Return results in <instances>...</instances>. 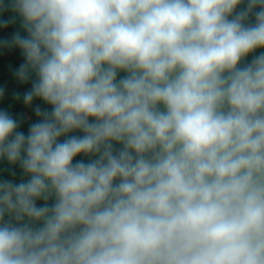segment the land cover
<instances>
[{
    "label": "clouds",
    "instance_id": "1",
    "mask_svg": "<svg viewBox=\"0 0 264 264\" xmlns=\"http://www.w3.org/2000/svg\"><path fill=\"white\" fill-rule=\"evenodd\" d=\"M8 11L38 119L0 108V264H264V0Z\"/></svg>",
    "mask_w": 264,
    "mask_h": 264
},
{
    "label": "trees",
    "instance_id": "2",
    "mask_svg": "<svg viewBox=\"0 0 264 264\" xmlns=\"http://www.w3.org/2000/svg\"><path fill=\"white\" fill-rule=\"evenodd\" d=\"M14 13L8 11L0 15V19H8ZM21 20L17 16L16 22L10 25L7 29H0V39L10 38L11 35L19 31L21 35H26L24 30L21 28ZM251 59V57H249ZM24 63V58L21 55L19 49H0V88L5 89V96L0 99V108L8 109L13 115L23 117L24 123L22 124L21 131L27 133L28 125L32 122H36L38 119L31 108H26L22 102H15L13 100V93L20 92L21 94L26 91L31 83L21 84L14 78V71L19 67L20 64ZM121 76L123 73L120 74ZM39 104L42 108H50L48 105H44L41 101H34L33 107ZM79 134V133H76ZM77 159H85L86 157H78ZM12 172H15V176H12ZM27 179L22 175V172L18 165H10L6 160H0V179ZM38 204H42L43 201H38ZM51 203V201H49Z\"/></svg>",
    "mask_w": 264,
    "mask_h": 264
},
{
    "label": "rangeland",
    "instance_id": "3",
    "mask_svg": "<svg viewBox=\"0 0 264 264\" xmlns=\"http://www.w3.org/2000/svg\"><path fill=\"white\" fill-rule=\"evenodd\" d=\"M21 179H23V178L17 179V180H15V181H16V182H19Z\"/></svg>",
    "mask_w": 264,
    "mask_h": 264
}]
</instances>
